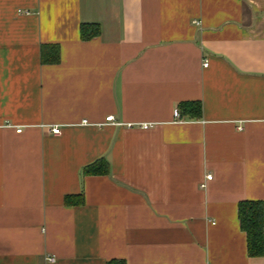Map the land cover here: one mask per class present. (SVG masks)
<instances>
[{"label": "crops", "instance_id": "1", "mask_svg": "<svg viewBox=\"0 0 264 264\" xmlns=\"http://www.w3.org/2000/svg\"><path fill=\"white\" fill-rule=\"evenodd\" d=\"M243 200L264 201V0H0V264H264Z\"/></svg>", "mask_w": 264, "mask_h": 264}, {"label": "trees", "instance_id": "2", "mask_svg": "<svg viewBox=\"0 0 264 264\" xmlns=\"http://www.w3.org/2000/svg\"><path fill=\"white\" fill-rule=\"evenodd\" d=\"M98 33L96 24H82L80 34L82 39H88ZM43 63H57L59 61V48L57 45H42L40 50ZM185 107L193 114H199L201 107L199 103L187 102ZM99 166L91 165L86 168L85 173H99ZM237 216L239 226L246 234L247 252L250 256L264 255V201L243 200L238 203ZM107 264H125L123 259H111Z\"/></svg>", "mask_w": 264, "mask_h": 264}, {"label": "built area", "instance_id": "3", "mask_svg": "<svg viewBox=\"0 0 264 264\" xmlns=\"http://www.w3.org/2000/svg\"><path fill=\"white\" fill-rule=\"evenodd\" d=\"M193 23L197 25V24H198V21H197V20H194ZM204 65H207V64L204 63ZM173 116H174L176 119H179V118L181 117L180 112H179L178 109H174V111H173ZM108 122H110V123H112V124H114V125H117V126H123V125H124V126H127V127H132V126H133V123H124V122H122V121H117V120H115L114 117H113V115H107V116L105 117V119H104V123H108ZM83 123H86V121L84 120ZM141 127H142V128H147L148 125L144 124V125H142ZM21 130H22V129H20V128L16 129L17 132H20ZM49 131H51V133H53V134H59V133L61 132V129H60V126L54 125V126L49 127ZM211 177H212V176H211L210 174H208V175L206 176V179L209 180V179H211ZM204 185H205V183L202 184V186H204ZM54 260H55V257H54L53 255H47V256H46V261H47V262H52V261H54Z\"/></svg>", "mask_w": 264, "mask_h": 264}]
</instances>
